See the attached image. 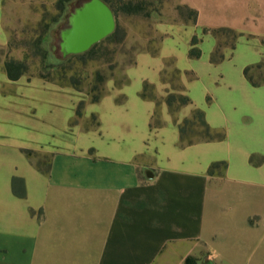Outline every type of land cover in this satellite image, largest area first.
I'll list each match as a JSON object with an SVG mask.
<instances>
[{
	"label": "crops",
	"instance_id": "obj_1",
	"mask_svg": "<svg viewBox=\"0 0 264 264\" xmlns=\"http://www.w3.org/2000/svg\"><path fill=\"white\" fill-rule=\"evenodd\" d=\"M229 1L180 0L195 22L157 23L156 50L97 102L0 68V264H264V84L243 75L264 64V0ZM174 93L190 102L172 113ZM194 110L221 141L181 145ZM24 151L47 156L48 173Z\"/></svg>",
	"mask_w": 264,
	"mask_h": 264
},
{
	"label": "rangeland",
	"instance_id": "obj_2",
	"mask_svg": "<svg viewBox=\"0 0 264 264\" xmlns=\"http://www.w3.org/2000/svg\"><path fill=\"white\" fill-rule=\"evenodd\" d=\"M83 1L85 0H70L59 14L56 9L57 0H5L2 19L8 43L5 48H0L1 71L3 72L4 62L11 59L25 61L28 72L21 76L24 78L37 77L42 65L58 66V75L55 72L52 78L62 84L72 83L73 79L81 90L60 88L70 89L90 100L104 92L105 83L122 82V69L132 62L134 55L156 50L159 39L154 31L155 25L173 19L174 11L178 13L176 9L180 0H106L114 11V35L97 43L89 54L62 59L58 48L59 32L66 26L69 13ZM228 3H233V0ZM234 3L238 1L234 0ZM58 15L60 17L52 23ZM183 15L187 16V12H183ZM44 25H48L46 32L43 31ZM219 36V44L223 41L232 44L234 39L229 33ZM39 37L41 43L38 46L46 52V59L42 64L39 55L34 54L35 41ZM172 74H167L165 80L172 81L174 85ZM62 76L66 80H61ZM250 76L254 83L264 81V64L254 66ZM151 93V90L147 91L148 95ZM186 136H190V133H185ZM31 161L35 166L45 169L48 158L36 153Z\"/></svg>",
	"mask_w": 264,
	"mask_h": 264
},
{
	"label": "trees",
	"instance_id": "obj_3",
	"mask_svg": "<svg viewBox=\"0 0 264 264\" xmlns=\"http://www.w3.org/2000/svg\"><path fill=\"white\" fill-rule=\"evenodd\" d=\"M69 1L70 0H57L56 9L58 10L59 14H61L64 11V6ZM102 1L108 5V7L112 10V12L114 14V11H113L112 7L110 6L109 2L106 0H102ZM176 10L178 11V14L181 18H183L185 20H190L191 22H195V20H196V12L195 11L190 10L189 8H187L185 6L177 7ZM183 12H187V16H184ZM58 17H60V15L55 17V19L52 20V23H55L57 21L56 18H58ZM43 29H44L43 31L46 32L48 30V25H44ZM212 33L216 36L221 35L222 33H229V34L234 36V39L236 38L235 33H233L230 30H226V29L214 30ZM113 35H114V33H112L111 35H109L105 39H109ZM35 42H36L35 43L36 52L34 54L39 55L40 60H41V64H42L43 61L46 59V52L38 46L41 43L40 37ZM196 42H197V39L193 38L192 39V46H194L196 44ZM91 50H92V48L82 55H76L73 57L84 56L86 54H89ZM189 57L194 58V59L199 58L200 52L197 49L192 48L189 52ZM218 60H220V57H218ZM215 61H216V58L212 57V62H215ZM258 66H255V67H258ZM253 68L254 67L245 68L243 71V75L252 86L256 87V86H258V83H254L251 76H250V71ZM58 69H59L58 66L42 65L41 72L37 77L40 79H43L47 82L53 83L59 87H70L76 91L81 90L80 86L77 83H74L72 81L73 79H71L72 83L68 82L67 84H62L60 82L55 81L52 78V75L55 74V72H57ZM3 70H4V73H5L6 77L8 78V80L16 81L21 76L27 74L28 66L25 63V61H18V60L11 59V60H7L4 62ZM172 73H173L172 77H173L174 81H176L178 78V73L176 71H174ZM60 74L62 75V73H60ZM56 75H58V72L56 73ZM162 79L165 80V78H162ZM61 80H66V77L62 76ZM167 81L172 83V81H170V80H167ZM123 82H125L124 79L122 80V82L117 83L116 86H119ZM261 83L264 84V81H262ZM148 90H151L150 86H148L147 84H144L140 96L143 99L149 98V99L155 100L154 97L152 96V94H149V95L147 94ZM103 93H104L103 91L100 92V94H98V96L92 97L90 99V101L91 102H97L101 98ZM165 102H166L170 112L175 113L180 107L188 105L190 101H189V98L186 97L185 95L174 93V94L167 95ZM82 106H83V103H80L78 106V110L76 111V116H78V117L80 116V110H81ZM158 125H159V122L157 120V114H155L154 115V123L152 124V126L155 127ZM178 127H179L181 145H191V144L198 142V141H221L223 139V135L221 133L213 131L208 126V124L205 121L204 113L200 110H194L191 114V117L182 121ZM188 132L190 133V136L185 137V133H188ZM23 153L30 160L36 154L34 152H31V151H24ZM35 167L38 170L42 171L44 174L48 173V161H47L45 169H42L40 166H35ZM220 167L225 168V164L224 163L212 164L208 169V174H210V175L213 174L215 169L220 168ZM16 182H17V180H13V184H15ZM16 195H18V194L16 193Z\"/></svg>",
	"mask_w": 264,
	"mask_h": 264
},
{
	"label": "water",
	"instance_id": "obj_4",
	"mask_svg": "<svg viewBox=\"0 0 264 264\" xmlns=\"http://www.w3.org/2000/svg\"><path fill=\"white\" fill-rule=\"evenodd\" d=\"M115 17L102 0H85L66 17L59 32L61 58L82 55L114 32Z\"/></svg>",
	"mask_w": 264,
	"mask_h": 264
}]
</instances>
